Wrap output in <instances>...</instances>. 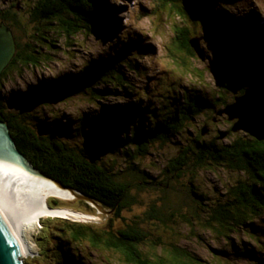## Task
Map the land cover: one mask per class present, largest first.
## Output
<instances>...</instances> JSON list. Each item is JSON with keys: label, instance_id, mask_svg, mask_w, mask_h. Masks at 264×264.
<instances>
[{"label": "trees", "instance_id": "1", "mask_svg": "<svg viewBox=\"0 0 264 264\" xmlns=\"http://www.w3.org/2000/svg\"><path fill=\"white\" fill-rule=\"evenodd\" d=\"M155 1L158 4L156 12L163 11L165 8H170L169 10L176 8L177 12L173 14L175 13L177 17L197 21V16L193 12L180 6L184 4L183 2H190L189 0ZM196 1L214 11L215 0ZM232 4L246 7L245 9H254L255 6L259 14L264 17V0H232ZM23 6H30L26 18L36 26L30 35L19 19L21 12L17 11L16 6L5 5L0 8V24L3 23L12 29L16 44L14 58L0 75V122L8 127L16 148L35 169L63 186L92 199L105 210H114V214L102 226L84 225L79 221L58 218L44 222L48 225L44 224V236L41 238L39 236L41 256L44 253L48 259L59 262L56 264H83L80 261L83 259L82 251H80L81 256L74 249L79 251L78 248L86 241L87 248L91 251L100 254L105 252L118 254L122 264H208L176 245L169 244L165 247L160 239H150L139 228L140 222L137 217L129 222H122L123 213L131 211L133 203L134 206L136 205V199L134 197L133 201L130 192L134 187L139 189L140 185L131 186L125 178L113 173L115 167L105 168L90 157L86 150L64 141L60 136L65 133H69V137L72 138L91 139L92 136L102 150L112 154H115V151L121 153L123 161L131 164L128 171L135 173L138 172L135 166L150 154L151 148L167 146L177 138L180 147L175 156L167 161L164 173L162 172L167 183L148 185L151 190L154 188L163 194L165 191L166 193L174 191L173 184L181 180L186 173H199L208 167L222 166L232 173L240 172L246 175V183L238 181L226 192L227 196L234 198L231 204L226 203V199L224 205L219 207H207L208 205L204 203L203 207H195L189 215H178L171 209L169 214L159 213L156 207H152L149 212L144 213V218L149 221H158L168 226L167 222H172L178 217L190 229L214 231L221 237H226L227 233H237V230L251 227L253 221L262 218L261 214H264V142H258L249 136L233 134L231 122L225 116L218 117V113L229 105L225 95H230L233 102L235 97L242 95L245 91L256 92L239 87L238 79L230 70L229 64L241 59L253 67L262 68L264 46L260 47L243 34L238 41L230 31V23L226 21L218 23L217 19H212L210 16V25L215 28V34L221 36L222 41L228 46L226 83L220 90L221 93L206 100L200 94L182 92L181 96L172 99L171 106L162 107L159 113L158 108L152 111V116L149 115L152 117H149L152 127L146 128L145 132L142 131L140 119L143 121L148 114L146 111L151 107L146 109L140 105L139 107L130 105L129 111L135 114L140 112V118L137 119L134 129L124 125L121 140L116 142L113 138L119 130L116 111L109 113L106 109L98 107L96 115L78 118L76 125L68 119L62 120L54 115H52V121L44 122L41 111L56 104H65L75 97L88 98L94 105H100L116 90L123 93L121 95L123 98H133V102H141L144 99L142 95L146 94L143 92L138 94L137 85L128 81L121 71L124 67L135 77H144L142 69L135 63L136 60L139 61L141 54L138 55L134 43L120 41L125 34V27L116 22L105 0H23ZM199 16L201 17V13ZM51 29H57V32ZM174 33L176 51L183 52L188 60H195L197 56L191 47L193 39L190 37L191 29L176 27ZM49 34L51 37L53 34L64 36L70 46L73 45L72 40L79 35L93 36L110 42L120 41L122 44L118 46L120 49L113 57H100L96 64L94 62L85 64L75 75L62 74L50 79H40L33 90L37 95L36 99H28L26 95L21 94L14 99L13 104L9 105L2 94L6 81L10 80L11 75H18L19 72L27 69L37 70L39 65H43V62L39 60L40 53L35 47L41 50L44 48L47 52H50L48 48H55ZM42 44L46 46H40ZM132 55L134 58H131ZM182 66L188 67L186 60ZM159 105L163 106L164 102ZM9 106L13 109L11 110ZM199 118H203V123L196 137L181 141L189 124ZM221 120L228 121L226 122L229 128L223 134L226 135L225 138L231 139L228 145H222L217 136L209 141L201 140L205 137L201 135L203 128L206 127L209 134L212 125ZM70 127L73 129H69ZM85 127L88 129H84ZM111 160L114 162V159ZM138 174L141 173L138 172ZM134 177L139 178L136 174ZM141 184L147 185L144 182ZM193 195L200 203L204 201L195 192ZM162 200L164 201V197ZM48 203L51 208L61 207V203L56 199H51ZM83 204L89 206L85 202ZM78 213L85 214L82 211ZM115 222H120V228H113ZM246 235L255 244L257 243L256 238L251 237L252 234ZM227 239L230 240L228 236ZM150 246L160 249L162 254L148 256L143 250ZM258 246V251L264 252L262 245L258 244ZM230 248H233L232 244ZM251 250L247 244L237 249L233 248L235 257L250 260L251 264H264L259 252L252 253ZM213 253L220 264L233 262L230 257L229 262L225 259V256L229 255L225 250H220L219 256L215 251ZM213 258L215 259V256Z\"/></svg>", "mask_w": 264, "mask_h": 264}, {"label": "rangeland", "instance_id": "2", "mask_svg": "<svg viewBox=\"0 0 264 264\" xmlns=\"http://www.w3.org/2000/svg\"><path fill=\"white\" fill-rule=\"evenodd\" d=\"M2 1L0 0V8L3 7ZM105 1L116 22L126 29L120 41H132L137 48L138 55L141 54L139 61L136 60L135 63L142 69L144 77H135L134 74L128 72L124 67L121 71L128 81L137 85L139 93L143 92L146 94L142 95L144 100L133 102V98H123L121 97L123 93L119 90H116L106 100H103L100 105H94L92 100L88 98L75 97L65 104H56L41 111L44 122L52 121V115H54L62 120L68 119L74 123L73 125H76L78 118L96 115L98 107L106 109L109 113L116 111V122L119 130L113 138L118 142L121 140L122 127L127 125L129 129H134L137 119L140 118V112L135 114V112L129 111L130 105L134 107L141 105V107H146V109L151 107L146 111L148 117H144L143 121L140 119L143 127L142 131L145 132L146 128L152 127L149 120V117L152 118V111H156L158 108L159 113L162 107L171 106L173 103L172 99L181 96L182 92L200 94L206 100L212 96L215 97L216 94L221 93L220 90L226 83L228 46L222 41L221 36L215 34V28L210 25V16L212 19H217L218 23L223 21L230 23V31L238 41L243 34L249 40L259 44L260 47L264 46V17L259 14L255 6L253 7L254 9H245L246 7L233 5L232 0H215L213 2L214 11H212L209 7L205 8L204 4L196 0L183 2L184 4L180 6L197 16V21L193 22L190 19H182L177 17L175 13L173 14V12H177L176 8L171 10H169L170 8H165L163 11L156 12L158 4L155 0ZM8 3L16 6L17 11L21 12L19 19L27 30L28 35L32 34V30L36 26L26 18L30 6L24 7L23 0H8ZM29 3L32 4V2ZM250 4L253 6L252 3ZM204 11L205 13H203ZM200 13L201 17L199 16ZM176 27L189 28L191 29L190 37L200 39V47L206 53L205 62L198 58L188 60L183 52L176 51L174 33ZM56 30L52 31L57 32ZM23 36L22 38L25 37ZM49 38L52 39L53 45L56 46L53 49L48 48L50 52H47L44 48L41 50V48L35 47L40 53L39 60L43 62V65H39L37 70L27 69L19 72L18 75H11L10 80L6 81L2 94L9 105L13 104L14 99H17L21 94L26 95L28 99H36L37 95L33 90L40 79H50L62 74L75 75L85 64L90 62L96 64L100 57H113L117 50L120 49L118 46L122 44L120 41L110 42L101 38H94L93 36L79 35L75 37V40H72L71 43L73 45L70 46L62 35L53 34L51 37L49 34ZM40 46L46 45L42 44ZM131 58H134V56L132 55ZM185 60L188 67L182 66ZM229 65L230 70L238 79L239 87H245V89L254 90L257 94L264 95V65L262 68L253 67L247 61L241 59L235 63L231 62ZM246 76L248 77L246 78ZM102 88L105 89L104 87ZM225 99H227L229 105L234 102H232V97L228 94L225 95ZM163 102L164 105L160 106L159 104ZM10 109L12 110L13 108ZM226 121L221 120L216 123L217 125L213 124L209 134L201 140L209 141L215 136L220 137L225 134V131L229 128L228 121ZM202 123L203 118L192 121L182 135L181 141L194 139ZM69 129L73 128L70 127ZM84 129L87 130L88 127ZM237 135L244 136L242 133ZM60 137L67 143L77 145L86 150L85 152H88L90 157H93L95 161L105 168L115 167L113 173L125 178V181L131 186L137 185L138 187L140 185L139 189L134 187L130 192L133 201L134 197L136 199V205L134 206L133 203L131 211L123 213L122 222H129L137 217L140 222L139 228L150 239H160L165 247L169 246V244L176 245L192 253L201 261H206L208 264H220V261H216L217 257L213 251L219 256V251L225 250L229 254L225 256V259H228V262L230 258L233 260L230 264H251L250 260L235 257L233 248L237 249V247L247 244L248 248L252 249L250 252L258 253V244H261V248L264 249V214H261V219L253 221V226L244 227L243 231L241 229L237 230V233H227L226 237H221L214 231L210 232L200 228L190 229L178 217L172 222H167L166 225L168 226L158 221H149L144 218V213L149 212L152 207H156L159 213L165 212V214H169L171 209L177 212L178 215H189L195 207H203L202 204L204 203L208 205L207 207H219L224 205L226 199V203L231 204L234 198L227 196L226 192L238 181L246 183V175L244 176L240 172L232 173L222 166L208 167L199 173H186L181 180L173 184L174 191H169L168 193L165 191V195V193H160L154 188L151 190L148 185H165L167 183L166 178L163 176L164 168L167 161L175 156L180 147L177 138L173 139L167 146H154L151 148L150 154L135 166L137 171L141 173L138 174V172L128 171L131 164L123 161L121 153L115 151V154H112L102 150L92 136L91 139L86 137L72 138L69 137V133H65L61 134ZM230 140V138H224L219 142L222 145H228ZM111 159H114V162ZM135 174L139 178H135ZM143 182L147 185L143 186L141 184ZM193 192L200 195L204 201L200 203L193 195ZM163 197L164 201L162 200ZM177 206L178 208H175ZM109 217L111 216H106L104 220L99 222H79L84 225L94 224L102 226L109 220ZM49 219L54 218L42 217L40 220L30 223L25 229L23 244L27 246L28 250L25 251V257H19V261L22 264L59 263L56 260L52 261L51 258L48 259L44 253L42 256L40 254L39 240L41 236H44V224L48 225L44 222ZM69 221L75 222L74 220ZM113 228H120V222H115ZM244 230H246V234L248 233L249 236L252 234L251 237L256 238V244L247 237ZM227 236L230 240L227 239ZM231 244L233 248H230ZM87 247L88 245L85 241L78 248L79 251L76 248L74 249L79 255L83 253V256L81 255L83 259L80 260L83 264H122L118 254L114 252L100 254L89 250ZM80 251L82 252L80 253ZM143 251L150 257L162 254L160 249L151 246ZM258 254L261 260L264 261V252L260 251ZM213 256H215V259ZM39 257L40 259L37 260Z\"/></svg>", "mask_w": 264, "mask_h": 264}, {"label": "water", "instance_id": "3", "mask_svg": "<svg viewBox=\"0 0 264 264\" xmlns=\"http://www.w3.org/2000/svg\"><path fill=\"white\" fill-rule=\"evenodd\" d=\"M200 39L191 40V47L201 61L206 54L200 47ZM16 53L12 29L0 24V75L8 67ZM232 124L233 134L264 142V95L245 91L235 97L233 104L218 113ZM203 128L201 135L206 136ZM221 135L219 139H224ZM58 200L59 209L49 207L48 201ZM87 203L86 206L83 203ZM56 208V207H55ZM82 211L83 213H78ZM92 199L76 190L44 175L19 152L8 127L0 122V264H22L19 257H25L23 234L27 226L41 217H59L86 222H99L112 216Z\"/></svg>", "mask_w": 264, "mask_h": 264}, {"label": "bare ground", "instance_id": "4", "mask_svg": "<svg viewBox=\"0 0 264 264\" xmlns=\"http://www.w3.org/2000/svg\"><path fill=\"white\" fill-rule=\"evenodd\" d=\"M247 40H248V39H247ZM152 82H153V81H152ZM139 94H140V93H139ZM138 100H139V99H138ZM138 100H137V101H138ZM143 100H144V99H143ZM140 101H141V100H140ZM140 106H141V105H140ZM41 218H42V217H41ZM41 218H38V219L40 220ZM52 218H55V217L52 216ZM58 218H59V217H58ZM38 219H36V220L38 221ZM68 220H71V219H68ZM34 221H35V220H34ZM34 221H32L31 223H33ZM74 221H79V220H74ZM23 247H24V251L28 250V249H27V246H26L25 244H23Z\"/></svg>", "mask_w": 264, "mask_h": 264}, {"label": "clouds", "instance_id": "5", "mask_svg": "<svg viewBox=\"0 0 264 264\" xmlns=\"http://www.w3.org/2000/svg\"><path fill=\"white\" fill-rule=\"evenodd\" d=\"M2 4H3V6H5V5H11V4L8 3V0H6V1L3 0V1H2ZM242 174H243V173H242ZM50 218H51V217H50ZM58 219H59V218H58ZM63 219H64V218H63ZM65 220H68V219H65ZM75 222H77V221H75Z\"/></svg>", "mask_w": 264, "mask_h": 264}]
</instances>
